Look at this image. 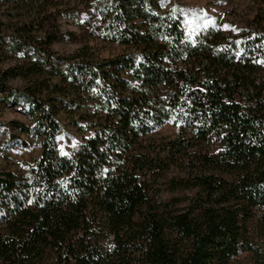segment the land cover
Returning <instances> with one entry per match:
<instances>
[{"label":"trees","instance_id":"1","mask_svg":"<svg viewBox=\"0 0 264 264\" xmlns=\"http://www.w3.org/2000/svg\"><path fill=\"white\" fill-rule=\"evenodd\" d=\"M74 2L86 42L118 54L54 51L59 5ZM11 3L0 104L25 111L30 125L10 126L41 151L0 169V264H264V12L243 32L190 38L157 0ZM167 124L173 138H151ZM66 127L78 140L62 155ZM172 171L168 191L194 197L158 199Z\"/></svg>","mask_w":264,"mask_h":264},{"label":"rangeland","instance_id":"2","mask_svg":"<svg viewBox=\"0 0 264 264\" xmlns=\"http://www.w3.org/2000/svg\"><path fill=\"white\" fill-rule=\"evenodd\" d=\"M165 11L178 13L190 38L198 32L209 27H217L227 32H243L252 28V21L256 14L264 12V0H157ZM11 0H0V38H6L10 23L8 19L16 18L21 14L13 9ZM58 26L61 40L54 44L55 52L68 55L85 43L94 47L103 58L111 57L120 52L115 44L86 42L88 34L83 21L86 13L77 2L70 6L59 5ZM227 26V27H225ZM0 69L6 65H12L14 59L6 53V46L0 45ZM12 88H21L19 79H8L7 83ZM1 96V95H0ZM18 121L30 125V121L22 109L12 104H0V169L8 171H21L38 159L41 151V141L30 135L23 134L13 129L10 122ZM65 132L58 137V147L62 152H70L78 140L75 132L66 127ZM176 128L171 124L155 131L151 138H173ZM182 175L172 171L156 186L159 190L158 199L161 202H170L173 199H188L194 197L196 190L168 191L171 180ZM186 202L177 204L176 208H182ZM232 264H253L252 257L248 253H242L234 259Z\"/></svg>","mask_w":264,"mask_h":264},{"label":"snow or ice","instance_id":"3","mask_svg":"<svg viewBox=\"0 0 264 264\" xmlns=\"http://www.w3.org/2000/svg\"><path fill=\"white\" fill-rule=\"evenodd\" d=\"M225 27H227V26H225ZM261 63H264V61H261ZM61 154H62V155H67V154L64 153V152H62ZM105 171H107V169H105Z\"/></svg>","mask_w":264,"mask_h":264}]
</instances>
